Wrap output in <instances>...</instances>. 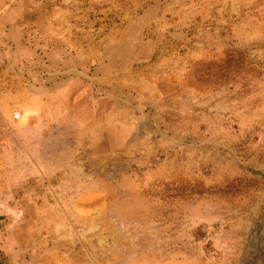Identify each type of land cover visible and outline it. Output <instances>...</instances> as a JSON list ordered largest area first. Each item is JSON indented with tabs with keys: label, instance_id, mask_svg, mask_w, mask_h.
<instances>
[{
	"label": "rangeland",
	"instance_id": "1",
	"mask_svg": "<svg viewBox=\"0 0 264 264\" xmlns=\"http://www.w3.org/2000/svg\"><path fill=\"white\" fill-rule=\"evenodd\" d=\"M0 264H264V0H0Z\"/></svg>",
	"mask_w": 264,
	"mask_h": 264
},
{
	"label": "built area",
	"instance_id": "2",
	"mask_svg": "<svg viewBox=\"0 0 264 264\" xmlns=\"http://www.w3.org/2000/svg\"><path fill=\"white\" fill-rule=\"evenodd\" d=\"M20 117H21V112H19V111L14 112V114H13L14 119H19Z\"/></svg>",
	"mask_w": 264,
	"mask_h": 264
}]
</instances>
